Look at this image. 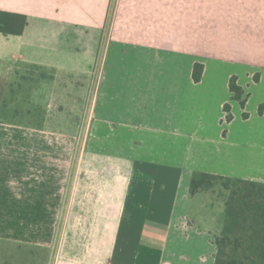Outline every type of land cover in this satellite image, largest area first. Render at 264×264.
<instances>
[{
  "label": "crops",
  "instance_id": "crops-1",
  "mask_svg": "<svg viewBox=\"0 0 264 264\" xmlns=\"http://www.w3.org/2000/svg\"><path fill=\"white\" fill-rule=\"evenodd\" d=\"M7 59L54 76L32 93L47 114L40 128L0 122V132L25 135L14 154L24 162L19 181L3 191L17 246L46 254L45 264H215L224 207L209 193L192 197L190 183L204 172L264 184V0H0V64ZM234 76L249 96L245 109L230 91ZM143 80L158 83L155 101L174 104L148 111L125 103L121 115H130L118 125L99 90L114 84L134 102L145 97ZM226 104L233 120L211 133L224 127ZM84 106L87 152L47 125L51 112ZM138 119L175 145H209L207 169L143 154L134 146L140 129L128 124Z\"/></svg>",
  "mask_w": 264,
  "mask_h": 264
},
{
  "label": "rangeland",
  "instance_id": "rangeland-1",
  "mask_svg": "<svg viewBox=\"0 0 264 264\" xmlns=\"http://www.w3.org/2000/svg\"><path fill=\"white\" fill-rule=\"evenodd\" d=\"M103 63L104 59H103ZM7 64V65H6ZM109 64V60L107 62V65ZM12 64H10V61L7 59L5 62L0 64V116L3 113H5L7 116L11 117L13 116V111L15 109H18L19 111H24L26 109H31L32 106L27 103V100L24 99V103H21L20 101L17 102L16 105L10 104L8 106V109H4L3 100L5 98H8L9 92L13 89L16 90L18 85H22V88L27 89L30 86V82L28 81V78L32 77L34 80H37L36 83H40V75L41 71L37 70L35 68L28 69L23 66H18L19 68H13L11 67ZM9 66L11 68H9ZM108 70V69H107ZM18 75H16V73ZM49 73V72H48ZM47 73V75H48ZM259 75V74H256ZM23 77H26V79H23ZM255 77V76H254ZM149 81V80H147ZM157 82L155 81H141L137 82V89L141 91V93L145 94V97H135L134 102H131L129 97H126L124 95H120L119 86H115L112 84L108 89L106 90L104 86L101 90H99L100 99H106L110 102V114L113 115V118H117L118 125L120 124V120H122L123 117H127L130 114H127V112L123 115H121V110L126 109L127 105L125 103H129L133 106V109H143L147 108L148 111L153 110L154 107H164L169 108L174 103L169 100L168 98L165 99L162 102H157L154 100V98L159 96L158 90L156 89ZM103 84L105 85V81L103 79ZM34 84L33 86H35ZM88 86H86L87 88ZM196 90V89H194ZM147 91V92H143ZM94 93L95 90L90 92V96L86 97V104L94 99ZM199 96V95H198ZM20 99H22L21 96L18 95ZM249 97V96H248ZM144 98H146V102H144ZM99 99V100H100ZM101 104V102H99ZM106 104V103H105ZM104 105V104H103ZM237 112H239L240 117L238 120H242L241 115L243 110L241 108H236ZM18 111V112H19ZM165 112V110H163ZM214 113V112H213ZM233 114V112H232ZM18 116V114H16ZM89 111L88 107L84 106V109L80 112H77L73 107L72 108H65L63 110L57 109L50 114L49 120H48V129L50 132L54 133H70L76 139L79 138V144H80V151H88V141H89V129H88V123H89ZM47 116V114H45ZM135 116V115H134ZM184 117V115H182ZM234 117V116H233ZM42 117H35L31 116V114L27 113V116L19 115L17 122L22 123H31L38 121ZM48 118V117H47ZM200 119L202 120V116L200 112H194L192 114V120L194 122L199 123ZM226 120V119H225ZM131 128H139L140 131L137 132L136 138L139 140H135V143L138 147L142 149L143 154H152L153 157H157L155 159H158L160 157H166L164 160H157V162L160 161H166L168 163L173 164L174 162L179 163L182 165L184 163L183 159L189 158L188 165L194 164L198 167L199 170L204 171V169H207V166L210 162L205 161L207 159V153L206 150L210 146L202 145L196 141L195 144L191 143V141L187 142L185 140L183 141H177L178 144L175 145L173 142H171L172 138L170 137H155L153 136L154 133H152L151 129H145L144 122L141 119H138V121H134L133 123H128ZM192 124V131H196L198 129L199 132H204L205 129H201L198 127H195V124ZM229 124V122L225 121L221 128H213L210 129L212 132H218V130H221V133L224 134L225 130H227L226 125ZM166 125V124H165ZM169 126V125H167ZM165 126L166 128H168ZM21 131H17V134L13 135L10 132H0V213H3L1 216L0 214V264H45L46 254L33 251L30 248L26 247H19L15 244L14 241L11 240L9 237V229H8V216L7 215V206H5L6 200L3 196V191L5 188L9 186L10 181H19L20 174L16 171L19 170L20 167L18 164L24 163L20 160H17L14 156L15 153H20L22 150L23 139L24 134ZM136 132V131H135ZM150 132L148 134L145 133ZM226 134V133H225ZM16 138L18 140H16ZM92 138V137H91ZM22 139V140H21ZM175 147V149H174ZM172 156L179 157L177 160L168 159ZM174 161V162H173ZM220 190H223L222 193ZM210 197L212 200H218L217 202L220 203L225 200V197L228 195V191L226 192L225 189H222L220 186H216L213 191V196L211 191L209 192ZM202 201H205V199H200ZM222 200V201H221ZM60 227V226H59ZM218 234V231H214ZM216 236V235H215ZM53 261V260H52Z\"/></svg>",
  "mask_w": 264,
  "mask_h": 264
},
{
  "label": "trees",
  "instance_id": "trees-1",
  "mask_svg": "<svg viewBox=\"0 0 264 264\" xmlns=\"http://www.w3.org/2000/svg\"><path fill=\"white\" fill-rule=\"evenodd\" d=\"M24 67L25 69L35 68L40 70L41 80L54 77L42 66L25 64ZM203 74L204 65L196 63L193 69L194 82L200 83ZM259 78L260 76L256 75L255 81H259ZM23 79H26V77H23ZM28 81L30 82L29 88L24 89L22 85H18L16 90L12 89L9 92L8 98L3 100V105L4 109L7 110L10 104L16 105L19 101L24 103V99H26L32 108H28L23 112L15 109L11 117L2 112L0 116L1 123L38 128L42 126L46 119V112L42 108L36 107L31 101L32 93L38 83L32 77L28 78ZM34 84L36 85L33 86ZM230 91L233 94V99L240 102L242 108L245 109L248 95L239 86L236 76L230 80ZM224 111L226 121L231 122L233 120L231 105L226 104ZM263 111L264 105L260 107L261 114ZM27 113L35 119L38 116L42 118H38V121L31 123H16L19 115L27 116ZM244 118H248L247 113H244ZM216 186H220L226 192L228 191V195L224 201L221 200L222 202H220L224 207V217L221 232L214 240L217 247L215 264H264V184L204 172H194L190 183V193L192 197H195L201 193L211 191L213 196ZM220 191L222 193L223 190Z\"/></svg>",
  "mask_w": 264,
  "mask_h": 264
}]
</instances>
